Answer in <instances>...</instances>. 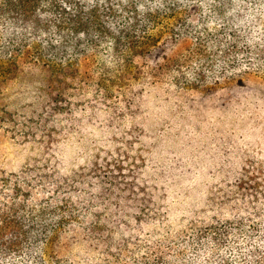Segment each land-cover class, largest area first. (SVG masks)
<instances>
[{"label": "trees", "instance_id": "obj_1", "mask_svg": "<svg viewBox=\"0 0 264 264\" xmlns=\"http://www.w3.org/2000/svg\"><path fill=\"white\" fill-rule=\"evenodd\" d=\"M207 1L0 0V91L25 72L50 76L43 110L14 113V133L50 142L88 120L116 125L115 114L98 115L99 96H123L115 101L122 111L138 105L133 96L147 87L177 80L179 58L169 51L212 21L226 30L210 31L224 35L216 42L226 59L213 62L215 82L264 77V0H217L206 12ZM160 29L169 34L163 46ZM70 89L96 98L83 100L80 112ZM105 159L77 170L0 165V264H264V218L258 228L249 224L264 207L258 196L188 203L182 219L169 220L164 185L145 179L136 164Z\"/></svg>", "mask_w": 264, "mask_h": 264}, {"label": "rangeland", "instance_id": "obj_2", "mask_svg": "<svg viewBox=\"0 0 264 264\" xmlns=\"http://www.w3.org/2000/svg\"><path fill=\"white\" fill-rule=\"evenodd\" d=\"M215 1L205 2L204 10L209 12L207 6ZM220 24L212 21L205 27L208 31L199 28L191 41H182L175 52L169 51L170 56H178L182 74L133 96L138 105L118 111L115 101L123 96H99V103H94L98 115L115 114L116 125L110 126L104 119L88 120L85 124L92 123L90 126L50 142L15 134L14 113L27 116L43 110L40 102L46 97L50 76L45 69H35L2 83L0 119L11 117V121L0 125V165L12 172L35 164L77 170L97 156L103 161L121 160L126 166L136 164L145 179L165 186L163 205L172 213L169 220L182 219L181 211L188 203L203 206L217 198L218 204L222 198L233 200L243 194L264 202V77L247 74L243 81L215 82L211 76L218 67L213 68V62L225 58L216 42H221L220 35L224 40V35L210 31L224 33ZM157 35L159 44L165 45L169 34L160 29ZM202 72L208 75L202 76ZM70 83L63 82L61 90ZM70 90L73 108L80 112L87 105L83 100L96 98ZM113 102L115 111L108 112L107 105ZM262 206L252 216L251 228H258L259 218H264Z\"/></svg>", "mask_w": 264, "mask_h": 264}]
</instances>
